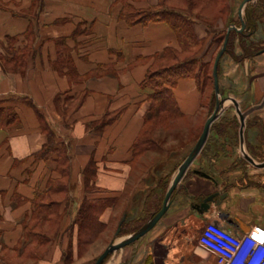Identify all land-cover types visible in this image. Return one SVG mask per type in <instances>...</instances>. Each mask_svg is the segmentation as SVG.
Wrapping results in <instances>:
<instances>
[{"label": "crops", "instance_id": "1", "mask_svg": "<svg viewBox=\"0 0 264 264\" xmlns=\"http://www.w3.org/2000/svg\"><path fill=\"white\" fill-rule=\"evenodd\" d=\"M131 1L136 7L148 8L159 0ZM236 3L232 16L241 23L233 24L241 27L240 4ZM0 4V54L7 48L19 51L30 47L32 51L24 73L7 71L0 64V254L11 250L16 262L20 260L19 252L13 249L32 217L35 192L55 176L51 161L34 157L47 141L36 110L39 108L70 145L73 184L81 180L77 183L79 197L70 192L76 201L65 217L63 238L53 240L42 259L26 264H62V252L69 242L67 228L85 194L82 171L92 157L98 168L96 184L107 191L89 197H119L117 206L101 216L112 224L125 211L129 218L140 215L150 190L161 177L172 174V181L192 150L194 143L182 148L186 154L178 160L177 153L167 149L134 156V143L151 107L148 97L153 91L141 83L153 56L169 46L180 48L179 41L164 21L128 24L120 17L121 0H0ZM250 5L264 10L261 2H248L242 12L245 23V10ZM78 26L80 32L74 35ZM229 26L226 21H219L215 28L195 22V33L202 40L198 57L204 63L215 62V35ZM61 37L67 39L78 73L88 75L82 81H70L54 66ZM249 41L260 51L242 61L231 53L224 54L219 75L226 101L235 98L240 110L245 111L243 142L241 120L238 127L225 125L224 134L211 127L203 149L173 192L166 214L140 241L115 251L118 253L109 264L130 259L131 264H138L148 254L157 258V264H218L216 255L199 243L208 222L216 221L236 234L254 228L264 230V166L251 163L240 153L241 149L257 163L264 160V12ZM233 50L236 55L243 52L239 36ZM174 93L183 113L193 115L199 110L203 93L195 78L181 79ZM108 111L121 114L102 133L87 130V123L101 119ZM213 193H218L215 200L200 211L197 206ZM223 193L226 196L218 203Z\"/></svg>", "mask_w": 264, "mask_h": 264}, {"label": "trees", "instance_id": "2", "mask_svg": "<svg viewBox=\"0 0 264 264\" xmlns=\"http://www.w3.org/2000/svg\"><path fill=\"white\" fill-rule=\"evenodd\" d=\"M257 1L261 2V6L264 7V0ZM121 2L123 7L120 17L126 20L128 24L145 25L153 21H164L168 23L175 32L180 46V48L169 46L163 51L156 53L149 65L146 77L141 83L143 88L150 87L153 91L148 97L151 101V107L145 116L144 126L134 143V156L137 158L148 150L163 149L162 137L156 133L160 125L163 123L165 124L169 119H184L193 116L181 111L174 93V87L181 79L195 78L200 85L202 93L205 91L207 85L209 86V84H212L213 100L214 103H216L214 61L211 64L204 63L198 57V53L202 48V40L199 39L195 33V22L202 21L206 23L209 28H215L219 18H225L227 25L233 23L239 25L241 21L232 16V12L236 6L234 0H159L156 5L149 6L148 8L136 7L130 0H121ZM240 2L239 0L237 5H239ZM218 5H220L219 12L215 14L212 19L200 15V12L211 10ZM0 6L3 5L0 4ZM195 7L198 8L199 13L194 11ZM245 11L246 27L249 31L246 33L244 30L240 33L233 29L230 32L226 50V53H231L238 61L251 57L260 51V48L256 47L253 41H249V38L255 32L258 20L261 18L264 10L260 7H251L250 5L246 7ZM79 28L80 26H78L74 35L80 32ZM219 32L220 33H216L214 38L217 44V54L224 44L227 30L222 29ZM238 36L240 37V43L243 49L240 55H236L233 50L235 39ZM66 41L67 39L65 37L58 39L59 56L54 66L61 75L66 74L70 81H82V79L86 78L88 75H80L78 73L71 55V48L66 45ZM14 52L15 53L11 54V57L0 56V64L7 71L24 73L29 56L32 52L31 48L26 47ZM11 62H14L12 66L9 65ZM65 67L68 68L66 72L64 71ZM81 101H83V97ZM30 103H32V101H30ZM36 110L41 128L47 136V141L42 149L34 154V157L37 161H51L53 163L52 170L55 176L51 175L47 179L43 189L36 190L35 197L33 198L35 209L33 210L32 217L25 223L23 237L20 239L19 244L13 249L14 252H19L20 260L18 259V261L23 264L24 260L26 261L27 259L33 262L42 259L50 249L53 240H55L60 230L57 227L54 234H51V229L47 228L45 225L48 222L54 221L52 217L54 214L57 216L61 215L60 210L63 204L69 200L73 186L72 153L70 145L66 140L60 138L43 111L39 108ZM120 114L121 111H108L101 119L87 123V130L102 133L106 126L119 118ZM8 120L10 119L7 118V121ZM233 121V125L238 127V118H233ZM225 125H229V123L220 124L214 122L212 129L219 134H224L227 132V126ZM203 128L200 133L194 137V140L184 141L178 146H174L172 150L179 146L184 148L190 143H194L195 145ZM193 129L194 128H191V130ZM172 133L176 135L179 132L178 130H174ZM156 134L158 136H156ZM195 169L199 168H194V170ZM97 171L96 161L92 157L82 171L85 186L84 197L77 206L71 225L67 228L68 232L77 225L78 257L82 256L83 245L96 239V237L103 233L110 225L109 222H105L101 219L104 211L106 209L115 208L119 203L118 196L107 195L104 197H89L94 193L107 191L96 184ZM171 178L172 174H169L159 179L157 185L147 194L140 215L129 218L130 216L127 214V211L123 212L117 221L115 231H117L119 223L124 216L125 220L122 223L121 234H130L144 225L153 216V212L159 211L163 205L165 194L170 186ZM61 233L63 234V232ZM111 241L112 240L109 242ZM71 254L72 244L70 243L64 255V259L69 258L68 260L70 261L72 258ZM99 255L94 259V262ZM16 260L15 253H12L11 250L2 251L0 254V261L2 263L19 264ZM152 263L149 262V260L146 261V264Z\"/></svg>", "mask_w": 264, "mask_h": 264}, {"label": "rangeland", "instance_id": "3", "mask_svg": "<svg viewBox=\"0 0 264 264\" xmlns=\"http://www.w3.org/2000/svg\"><path fill=\"white\" fill-rule=\"evenodd\" d=\"M219 7H220V5L216 6L215 8H212L211 10H205L204 12L202 11V13L200 12V15L205 16L209 19H212V17H214V15L219 12ZM194 11L199 13L197 7L194 8ZM219 21H226V20H225V18H219L217 21V25L219 24ZM12 53H15L14 51H12V48H11V50L7 48L6 50H4V52H2L0 54V56L11 57ZM13 64H14V62L9 63L10 66H12ZM211 87H212V84H209V86L208 85L206 86V89L203 92V98H202L201 106H200L199 110L193 114L192 117L190 116V117H186L184 119H178L177 118L174 120L169 119L165 124L163 123L162 125H160L158 127V131L156 133L158 135H161L160 137H162V140H163V142H162L163 149H161L162 152H164V150L167 149V151L170 153H172V152L177 153L175 155L177 160L179 158L182 159L183 155L186 154V152H185L186 149H182V147H180V146L175 148L174 150H172V148L174 146H178L180 143H182L184 141L194 140V137L198 133H200V131L202 130L203 126L205 125L207 118L209 117V114L214 110V108L216 106V103H214V100H213L214 98L212 95ZM220 97L226 99V97L223 95H221ZM216 101H217V95H216ZM243 112H245V111H243ZM235 117L238 118V121L240 122V116H239L238 110L236 108V105L234 104L233 101L227 100L221 115L215 120V122L220 123V124L221 123H229V125L230 124L233 125V123H234L233 118H235ZM191 128H194V129L191 130ZM174 130H178L179 133L176 135L173 134L172 131H174ZM157 134H156V136H158ZM170 150H172V151H170ZM240 153L244 158L245 156H244L243 151H241V149H240ZM261 154H262L261 158H264V153H261ZM257 161L263 162L264 160H260V161L257 160ZM179 162H181V161H179ZM177 166H178V164H176V166L173 168L172 171H174L177 168ZM80 178H78L77 182H75L72 186V190L75 192L76 197H79L78 191H79L80 186L78 184L80 182L78 183V181L81 180ZM75 201H76L75 197L70 195L69 200H67L63 204V207L60 210L61 215L57 216L54 214L52 216L54 221L48 222L45 225V226H47V228L51 229V234H54L57 227L59 228L60 231L58 232L56 238L54 237L56 242L58 241V239L63 238V236H64V234L61 233L62 227L64 224V220H65V217L68 215L69 208L74 204ZM118 219H119V217L114 219L112 224H110L108 226V228L103 233L99 234L96 237V239H94L93 241H90V242L86 243L85 245H83L81 257H78V255H77V225H75L72 228V230L68 231L66 239L69 238V240H68L69 242L67 243L65 250L62 252V256H63L62 257V260H63L62 264H94V259L101 252H103L104 249L110 244V242H109L110 240L117 241V240H119V238H122V237H125L126 235H128V234H121V231L119 234H117V231H115ZM75 235H76V242L74 243L73 241H74ZM140 240H141V238H140ZM140 240L138 239L136 241H140ZM70 243L72 244V254H71L72 258L69 261L68 260L69 258L64 259V255L66 254V251L68 250ZM117 253L118 252L111 253L109 255V257L106 259V261L104 262V264H109L110 261L112 259H114V256ZM132 260L131 259L127 260L126 262H124L122 264H131ZM148 260L151 263L153 262L152 264H157L156 263L157 258L152 256L151 254H148V256L145 257L138 264H144V263L146 264V261H148ZM29 262H30L29 259H27L26 261L24 260V264L29 263Z\"/></svg>", "mask_w": 264, "mask_h": 264}, {"label": "water", "instance_id": "4", "mask_svg": "<svg viewBox=\"0 0 264 264\" xmlns=\"http://www.w3.org/2000/svg\"><path fill=\"white\" fill-rule=\"evenodd\" d=\"M250 1H253V0H242V2L240 3L239 15L242 19V25H241V27H238L235 24H232L229 26V28L227 30V34H226L224 44L221 47L220 51L218 52V54L215 58L214 80H215V90H216V95H217L216 106H215L214 110L212 111V113L207 118L205 125H204V128H203V131H202L200 137L198 138V140L196 141L195 145L193 146L192 150L189 152V154L186 156V158L179 165L177 172L174 175V177L170 183V186H169V188L165 194V198H164L163 205H162L161 209L159 211L153 212V216L144 225H142L137 231L126 235L125 238H123L120 241L110 242V244L99 255V257L94 262V264H104L107 257L111 253H113L119 249H122L123 247H125V246L135 242L136 240L140 239L141 237H143L146 233H148L158 223V221L168 211L170 204H171L173 192L175 191L179 182L182 180V178L185 176L186 172L189 170V168L193 164L196 157L200 154L201 150L203 149V147H204V145H205V143L209 137V133H210V130H211L213 123L221 115V113L225 107L226 99L220 97L222 95V92H221L220 83H219V65H220V61H221L222 56L226 53L230 32L233 29L238 30L240 32H243L247 28L246 23L244 22L243 17H242V12H243L244 6ZM229 100L234 102V104L236 105V108L238 110L240 120H241L240 134H241V140L243 142V128H244V124H245V116L246 115H245V113H243L240 110L239 103L235 98H229ZM245 157L247 160H249L251 163H253L255 165H258L260 167L264 166V162L257 163L255 161V159L253 157H251L250 155H248L247 153H245ZM195 172L199 173L203 176L209 177V174H207L206 172H204L200 169H195ZM217 195H218V193H213V194L205 197V199L197 206V208L200 211L207 210L210 202L214 201L215 197ZM225 196H226V193L219 194V199H217V202L220 203L224 199ZM124 220H125V218H123L122 221L119 223V227L117 229V234L120 233V231L122 229V223Z\"/></svg>", "mask_w": 264, "mask_h": 264}, {"label": "built area", "instance_id": "5", "mask_svg": "<svg viewBox=\"0 0 264 264\" xmlns=\"http://www.w3.org/2000/svg\"><path fill=\"white\" fill-rule=\"evenodd\" d=\"M199 243L214 253L218 264H264V230L236 234L216 221L208 222Z\"/></svg>", "mask_w": 264, "mask_h": 264}, {"label": "bare ground", "instance_id": "6", "mask_svg": "<svg viewBox=\"0 0 264 264\" xmlns=\"http://www.w3.org/2000/svg\"><path fill=\"white\" fill-rule=\"evenodd\" d=\"M240 1H241V0H240ZM123 238H125V237L119 238V240H117V241H120V240H122Z\"/></svg>", "mask_w": 264, "mask_h": 264}]
</instances>
